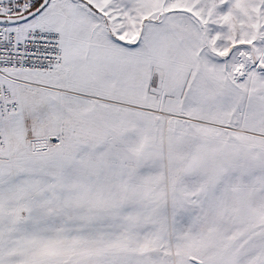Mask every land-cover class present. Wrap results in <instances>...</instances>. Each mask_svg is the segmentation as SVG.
Listing matches in <instances>:
<instances>
[{"label": "snow or ice", "instance_id": "1", "mask_svg": "<svg viewBox=\"0 0 264 264\" xmlns=\"http://www.w3.org/2000/svg\"><path fill=\"white\" fill-rule=\"evenodd\" d=\"M0 264H264V0H0Z\"/></svg>", "mask_w": 264, "mask_h": 264}]
</instances>
